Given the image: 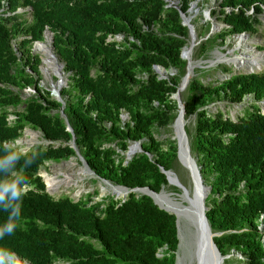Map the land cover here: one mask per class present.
I'll return each mask as SVG.
<instances>
[{"label":"trees","instance_id":"trees-1","mask_svg":"<svg viewBox=\"0 0 264 264\" xmlns=\"http://www.w3.org/2000/svg\"><path fill=\"white\" fill-rule=\"evenodd\" d=\"M194 1L178 0L176 9L165 6V0H0V84L19 88L35 84L25 72L29 67L33 74L31 61H37L30 60L27 44L41 39L45 25L68 74L60 96L72 133L58 114L60 104L49 100L47 91L21 100L0 86V142L17 137L23 125L39 130L45 140L58 142L26 153L36 157L23 172L27 183L41 189L35 175L38 167L45 160L74 155L66 143L72 134L96 179L127 188L146 186L155 192L166 186L160 169L174 173L179 169L176 145L168 138L156 139L154 132L177 113L171 95L185 73L180 51L188 45V29L179 12L187 15ZM263 4L264 0H217L215 18L224 27L207 37L210 25L204 28L196 56L207 58L225 37L257 32ZM23 6L31 8L29 24L19 14L5 15ZM14 35L25 37L17 47L18 59L9 44ZM107 35L122 39L106 42ZM154 65L166 71L163 77L154 72ZM208 70L194 71L179 93L184 118L193 117L191 133L184 127L190 154L209 187L205 216L211 231L218 233L213 242L226 256L223 263L264 264V113L254 102L242 107L235 120L208 108L218 100L240 103L246 95L253 101L263 99L264 70L233 72L203 83L199 76ZM19 104L22 109L16 110ZM7 108L16 116L12 125L6 121ZM122 111L128 115L125 122L120 119ZM134 141L140 142V151L126 160L121 153ZM89 201L27 192L18 226L0 239V248L30 264H174V216L148 196L129 193L119 199L106 195ZM7 217L0 210V225Z\"/></svg>","mask_w":264,"mask_h":264},{"label":"rangeland","instance_id":"rangeland-1","mask_svg":"<svg viewBox=\"0 0 264 264\" xmlns=\"http://www.w3.org/2000/svg\"><path fill=\"white\" fill-rule=\"evenodd\" d=\"M165 1H166V3H168L170 5L178 6V0H165ZM263 9H264V6H263ZM215 15L218 16L217 0H196L190 4V7L188 9V13L186 15V19H190V22H191L190 24L192 25V28L194 30V35H195V42L193 45V47H195V48L192 49L191 55L189 56L190 61L194 64H200V65H206L207 64V66H204L203 68L209 69L208 72H205L204 74L200 75L199 79L203 83L204 82L206 83L207 81L214 82V80H221L225 76H227L229 73H233V72L234 73H236V72H259V71L264 70V61H263L264 59L258 61V66H257L258 68L255 69L256 65L251 66L255 69V70L253 69L254 71H249L250 70L249 68H248V70H247V68H242L245 63L233 64L229 60H220V61H217L215 63L214 62L211 63V61L215 60L214 58H215L216 53H219V52L226 54L228 58L234 57V56L235 57L251 56L253 51L255 54H262L264 56V51L261 49V46L264 42V10H263V13L259 16L260 24L258 25L257 32L247 33V34L242 35L241 39H243V43L241 41H239L237 39V37H235V38L225 37V40L223 41V43H220L221 45L218 43V48H215L212 51H210L209 56L207 58H199L198 56H196L195 53L197 52L198 43L201 39L204 38L201 35L204 32V28L206 26L210 25L209 31L205 35L207 37L209 35L211 36L213 34L214 35L219 34L221 32L222 28L224 27V25L219 20H217L218 18L217 19L215 18ZM25 18H26V15H25ZM20 38L21 37H17L16 39H13L12 42L15 43ZM119 39L120 38H117V40H119ZM187 44L188 45L190 44V40H189V43L187 40L186 45ZM237 49H238V51H237ZM31 51L33 52L32 46H31ZM34 53L35 52H33V54ZM38 58H39V67L41 66V60H42L41 68L43 70L46 69L51 74L46 75V72H44V74L39 72V78L40 79L37 80V83H38V86L40 88H43L44 90H47L49 92L50 91V89H49L50 88V82H49L48 77H50L51 83L55 82V84H58V82H59V81H57L58 78L53 76L52 74L59 76L60 73H62L61 72L62 69L61 70H55L56 68H53V66L50 65V62L48 61L47 56L43 53L41 54V57L39 55ZM211 58H213V59H211ZM187 62H188V60H186V63ZM234 65L235 66L238 65L241 67L234 69ZM220 67L223 69V72L220 71ZM196 68H199V67H194L193 70L194 71L198 70ZM200 68H202V67H200ZM194 71H193V73H194ZM62 75H63V77L64 76L66 77V75L64 73ZM58 85H60V84H58ZM63 86L64 85H62V87ZM12 90H15V89L12 88ZM20 94H21V97H23V95H25L22 90H21ZM249 103H250V97L246 96L244 99H242V101L240 103H237V104H230V103H227L225 100H218V101H215V102L209 104L208 108H209L210 112H213L216 109H218L223 113L224 116H227L231 120H235L238 116L241 115L242 107L248 106ZM263 103H264V101H263ZM257 105H259V103H257ZM247 108L250 109V107H247ZM259 109L261 111H264V108L261 105H259ZM10 114H12V113H9V116L7 115V118L12 119ZM125 120L127 121V119H124L123 121L125 122ZM185 122L187 124L185 123L184 127L186 126L185 128L191 133L193 117L186 118ZM172 123H173V120L168 125H166L164 128H161L158 130L156 129L154 132V137L158 140H164L165 138H168V139H171L175 142V139L172 138V136L174 133V137H176L177 129H176V124L174 125ZM26 129H28V127H24V129L22 131V135L17 140L19 149H21L23 151L26 150L28 147H27V144H26V146L22 145V142H23L22 140L24 137H26L27 140H29V137H30V134H26V132H25ZM34 134H35V131H34ZM38 140H39V138H38ZM66 143H68V142H66ZM46 145H47V143H45L43 141L40 142V146H46ZM53 145L57 146L58 142H54ZM175 145H176V142H175ZM121 155L123 157H125V155L123 153H121ZM83 167L84 166L81 163V160L79 159V157L75 156V154H74L70 158L60 160L58 162H53V161L45 162L44 166L40 167V169L38 170V175L44 176L46 174L47 175L50 174L49 176H57L61 180L65 178L64 173H66V175H69V174L72 175V178H73L72 181L75 180L77 183L75 186L71 185V187L70 186L64 187V186L60 185L59 187H56V188L54 187L52 189L47 190L48 193H50L54 199H56L57 197H59L61 195H67V196L71 197L72 200H77L79 197L86 198V197L90 196L89 197L90 201H91V199H92V201L99 200L106 195H110L114 199H119V198L123 197V195H117V193L112 192L108 188V186L101 183L100 180L96 179V177H94L93 174H90L87 172L86 174H84V176L81 179L77 178L78 177L77 173H78L79 169L83 168ZM178 167H179V169H178L179 171L177 170L174 174L176 175V177L178 178V180L182 184L184 183L183 185L185 187L187 186L190 188L191 187V181L189 178L190 173L188 171V168L186 166H185L186 168H184L182 165L179 164V162H178ZM43 172H45V173L42 175ZM163 190L166 193H168V195L171 197L176 196L175 192L172 189V185L166 184V186L163 188ZM108 193H110V194H108ZM223 264H225V263H223ZM233 264H235V263H233Z\"/></svg>","mask_w":264,"mask_h":264},{"label":"clouds","instance_id":"clouds-1","mask_svg":"<svg viewBox=\"0 0 264 264\" xmlns=\"http://www.w3.org/2000/svg\"><path fill=\"white\" fill-rule=\"evenodd\" d=\"M2 6L6 7L5 3L2 2ZM165 6H173L170 4H166ZM263 6L264 4L261 6L262 8V12L259 14V16L263 13ZM178 7V6H175ZM190 7V6H189ZM177 9V8H176ZM189 9V8H188ZM188 9H187V13H188ZM251 10H249L247 13H250ZM13 15V14H19L20 18L22 19V21L25 24H29L31 22V8L29 6H23V7H17L14 11L12 12H7L5 15ZM183 14V13H182ZM26 15V18H25ZM184 15V14H183ZM186 16V15H184ZM259 16H258V20H259ZM260 21V20H259ZM190 24V23H189ZM191 25V24H190ZM192 26V25H191ZM188 29V28H187ZM194 31V30H193ZM250 32H241L238 34H234L232 36H228L230 38H235L237 37V39L239 41H241V37L244 34H247ZM45 34L48 35V38H45ZM17 37H21L20 39H18V41H16L15 43L12 42L13 39H16ZM53 38V34L52 32L49 30V28L45 25L41 31V39L40 40H34L31 41L30 44H27V48H28V55L30 57V60H37V61H31V65L33 67H35L36 71L33 72V74L30 71L29 67H26L25 72L28 74L32 75V79L35 80V84L33 86H23L21 88L19 87H15V86H4L2 84H0L1 87H6L10 92L14 93V94H18L19 97L21 98V100H26L27 97H30L32 95H35L36 92H38L39 94H42L44 91L43 88H40L38 86L37 80H39V72L44 74V70L41 68L42 66V61H41V66L39 67V58L38 56L43 53L42 51H37L34 49V46L36 44H42L43 42H45L48 45V49L46 51H49V55L54 56L56 58V62L59 64H62L61 67H58L59 70L62 69V74L64 73L66 75V77L64 76V81L62 83H60L59 86L56 87V89L53 87L55 84L51 83V79L49 78V82H50V91L48 93V97L49 100H55L57 101L60 105L62 102V113H63V107H64V101L60 96V91L62 90V88L66 87L67 85V81H68V74L64 72L63 70V62L60 61V59L58 58V56L55 53V50L53 48L52 45V39ZM117 38H120L119 40H117ZM189 38V35H188ZM195 38V37H194ZM25 39V37H23L22 35H14L10 41L9 44L11 46V49L13 51V54L16 56V58L18 59L20 57V53L17 49V47L20 48V43L21 41ZM122 39L121 35H114L113 37H111L110 35H107L105 38V41H111V40H115V41H120ZM190 39V38H189ZM189 39H188V43H189ZM195 42V41H194ZM264 43V42H263ZM194 45V43H193ZM263 45V44H262ZM31 46H32V50L33 52H35L33 54V52L31 51ZM184 47V46H183ZM182 47V48H183ZM218 48V47H216ZM262 49V46H261ZM182 50V49H181ZM264 51V49H262ZM181 52V51H180ZM41 53V54H40ZM219 53H217V55H219ZM182 59H184L186 61V59L184 57H181ZM59 61V62H58ZM215 63V61H213ZM154 66H158V65H154ZM203 68V67H202ZM199 69V68H196ZM234 69H235V65H234ZM154 70V69H153ZM194 71V70H193ZM249 71H254V70H249ZM155 72V71H154ZM166 72V71H165ZM165 72L163 73V76L165 74ZM156 73V72H155ZM247 73V72H246ZM157 74V73H156ZM194 74V73H193ZM53 76L57 77L55 74H52ZM158 75V74H157ZM59 81V79L57 80ZM62 85H64L62 87ZM15 89V90H12ZM21 90L23 91V93L25 95H23V97H21ZM55 91V93L57 92L58 95H56L55 93L53 94V92ZM180 93V92H179ZM180 96V95H179ZM250 97V103L254 102V103H259V105H261L264 108V98L261 100H252V97L250 95H246ZM246 96H244L242 99H244ZM60 98V99H58ZM181 101V100H180ZM242 101V100H241ZM250 103L248 105H250ZM258 105V107H259ZM16 110H21L22 109V104H19L16 108ZM10 111V112H9ZM259 111L261 113H264V111H261L259 109ZM9 113H12V108H7V113H6V121L9 125L14 124V120L16 119V116L12 113L10 114L12 119L7 118V115L9 116ZM58 114L60 116V106H59V110H58ZM64 114V113H63ZM126 115V117L123 118V116ZM65 116V115H64ZM62 118V116H60ZM184 117V116H183ZM120 119L122 122H124V119L128 120V115L125 112H121L120 113ZM186 119V118H184ZM63 120V118H62ZM126 121V120H125ZM64 122V120H63ZM68 123V121H67ZM65 124V123H64ZM69 125V124H68ZM24 127H28V129L25 130L26 134H30L29 140H27L26 137L23 138V142L22 145L26 146L27 144V149L26 150H21L18 147V139L20 138V136L22 135V131L24 129ZM70 127V126H69ZM30 128V129H29ZM71 128V127H70ZM65 129L66 131H68V128L65 125ZM72 130V129H71ZM35 131V134H34ZM69 132V131H68ZM39 135H38V134ZM71 133V132H69ZM186 133V132H185ZM31 134H34L36 137V140L38 141V143L32 142L30 141L31 138ZM39 138V140H38ZM188 138V137H187ZM43 141L45 143H54L52 141H48L45 140L41 134V132L39 130L33 129L31 128L29 125H23L19 130H18V136L14 137L12 139H7L4 141L0 142V146L3 147L2 151H3V155H0V210H3L5 212L8 213V217L6 222L3 225H0V239H3L6 235H12L16 228H17V222L20 220L21 218V211H22V202H23V198L24 196L28 193H33V192H37L40 193L41 191L45 192L46 194H48L49 196H51L50 193H48L47 190L52 189V188H48L46 187L44 180H43V176H39L38 175V170L40 169V167L44 166L45 162L48 161H52V160H45L37 169L35 175L38 176L40 178V181L42 183V188L38 189L37 187H35L33 184L31 183H27V178L26 176L23 175L24 170H26L28 167H30L34 160H35V154H32L31 156L26 155L27 152H29L31 149H33L36 146H40V142ZM74 142V140H73ZM135 142V141H134ZM139 142V141H138ZM69 146H70V141L68 142ZM132 143V142H131ZM130 143V144H131ZM128 144V146L130 145ZM75 145V144H74ZM189 145V144H188ZM33 146V147H32ZM139 146H140V142H139ZM71 147V146H70ZM72 148V147H71ZM78 150V149H77ZM127 150V149H126ZM125 150V151H126ZM74 151V150H73ZM125 151L123 152V154L125 155ZM190 151V150H189ZM139 152V151H138ZM79 153V152H78ZM136 153V152H134ZM133 153V154H134ZM80 155V154H79ZM191 155V154H190ZM73 156V155H72ZM76 156V155H75ZM192 156V155H191ZM193 157V156H192ZM70 158V157H69ZM82 158V157H81ZM194 158V157H193ZM125 159L127 160V158L125 157ZM64 160V159H62ZM60 161V160H59ZM53 162H58V161H53ZM85 162V161H84ZM88 167V166H87ZM171 171V170H170ZM93 172V171H92ZM173 172V171H172ZM45 172L42 173V175ZM174 173V172H173ZM50 175V174H49ZM94 175V174H93ZM99 180V179H98ZM113 185V184H112ZM102 187V186H101ZM187 187V186H186ZM189 189V187H187ZM62 196V195H61ZM67 196V195H66ZM124 196V195H123ZM52 197V196H51ZM69 197V196H68ZM90 196H88L89 198ZM58 198V197H57ZM71 198V197H69ZM72 199V198H71ZM100 200V199H99ZM99 200H94L89 201V203H93ZM75 201V200H73ZM224 260V259H223ZM0 264H30L29 262H27L26 260L18 257L15 253H12L10 251H8L7 249H2L0 248ZM58 264H67V262H58Z\"/></svg>","mask_w":264,"mask_h":264},{"label":"water","instance_id":"water-1","mask_svg":"<svg viewBox=\"0 0 264 264\" xmlns=\"http://www.w3.org/2000/svg\"><path fill=\"white\" fill-rule=\"evenodd\" d=\"M176 8L178 9V7H176ZM179 17L181 19L182 24L188 28L189 38L195 37L192 26L184 20L185 16L181 12H179ZM180 57H183L182 51L180 52ZM188 63L189 62L186 63L185 73L182 76V78L179 82V85L176 88V91L171 95V98L175 100L176 107H177V113L173 119V122H175L179 116L182 117L184 114L183 103L180 101L179 92L184 89L185 85L188 82V79L193 75L192 68H194V67L200 68V67L207 66V64L206 65L193 64L192 66H189ZM61 65L62 64H59L58 67H61ZM153 69L158 74L159 77H163V73L165 72V70L162 67L153 66ZM55 94L58 95L57 92ZM58 99H60V98H58ZM60 116H62L64 123H65L66 127L68 128V131L72 133V130L67 123V119L64 116V114L62 113V102L60 105ZM124 117H126V115H124L123 118ZM180 133L182 136L184 156L189 161V163L192 165V168H193V171L195 173V176L197 177L198 183L203 188V191L200 192L199 199L189 203L188 206H186L180 210L182 218H184L186 222L191 223V225L193 226L192 231H190V229H187L186 226H183V232L181 233V236H179L180 226L178 224L177 214L175 212L168 211L164 207L158 205L157 202L155 201V199L157 197H159L160 195L165 196L166 194H168V193H165V191L162 188H160L157 192H155L146 186L127 188V187H124L121 185H112L111 183H109L108 181H106L104 179H99V180L101 183L108 186V188H110L112 192H115L114 189H119V190L123 191V193H124L123 195L129 194V193L146 195L152 200L153 204H155L159 209H161V210H163L169 214H172L174 216V226H175V233H176V238H177V244H176V248L174 251V264H178V254L182 255V249L180 247V243H182L184 241H186V253H187V255L185 258H187L188 264H223V259L226 258V256L221 255L219 253L217 247L215 246V244L213 242V237L218 235V233H214L211 231V229L208 225L206 216H205V211L207 210V207L204 203V199L209 192V187L203 183V181L200 177L199 171H198V167L195 163V159L190 155L188 140L186 139L185 131H183L180 128ZM172 138L175 139L174 133H173ZM73 140H74V136L71 134L70 146L74 150V154L77 157H79V159L81 160V163L83 164V166L87 170V172L90 174H93L92 170H90L87 167L86 163L84 162V160L79 155L78 150H77L76 146L74 145ZM175 142H176V159L179 162V164L185 168V166L181 163L179 156H178V154H179L178 141L176 139H175ZM130 147L133 148L134 152L140 151V146H139L138 141L132 142L129 146H127V150ZM127 150L125 151V157L127 159H129L130 158V156H128L129 151H127ZM148 157L150 158L151 155L148 154ZM160 171L164 174L167 185L171 184L172 186L176 187L180 191V193L187 194L188 188L185 187L178 180V178L176 177V175L172 171L163 170L162 168L160 169ZM168 174L172 175V177L175 181L174 183H171L169 181ZM189 178L191 181L190 191H191V195H193V192H194L193 187L194 186H193V179L191 177V174H190Z\"/></svg>","mask_w":264,"mask_h":264},{"label":"bare ground","instance_id":"bare-ground-1","mask_svg":"<svg viewBox=\"0 0 264 264\" xmlns=\"http://www.w3.org/2000/svg\"><path fill=\"white\" fill-rule=\"evenodd\" d=\"M184 20L186 22H188V23H191L190 22V19H186V16H185ZM46 37H48L47 34H45V38ZM189 40H190V44L187 47H184L182 49V55H183V57L186 60H188L189 66H192L194 63H192L190 61L189 56L191 55L192 49L195 48V47H193V43L195 41V38L192 37ZM241 42L243 43V39L241 40ZM34 49L37 50V51H40V52L42 51L43 54H45L47 56L48 61L50 62V65H52L53 68H56L55 70H59L58 69V63L56 62V58L54 56L49 55L50 54L49 51H46L48 49V45L45 42H43L42 44H36L34 46ZM237 51H238V49H237ZM211 59H213V58H211ZM214 59L215 60H213V61H215V62L220 61V60H229L233 64L245 63L242 68H247V70L249 68L250 70H253L254 68L251 67V66L252 65H256L255 66V69L258 68L257 67L258 66V61L259 60H263L264 59V56L262 54H255L254 51H253V53H252L251 56H245V57L244 56H239V57H235L234 56V57H230V58H228L227 55L224 54V53H220L219 55H217V53H216ZM213 61H211V63H213ZM240 67L241 66H238V65L235 66V68H240ZM192 71H193V68H192ZM44 72H46V75L47 74L48 75L51 74L46 69H44ZM57 78L59 79L58 84H60V83H62L64 81V77H63L62 73H60V75L57 76ZM58 84L54 85L53 87L56 89V87L59 86ZM54 93H55V91L53 92V94ZM185 123L186 122H185V119H184L183 116L182 117L179 116L176 119V121L173 122L174 125L176 124V129H177L175 139H177V141H178V150H179L178 156H179V159H180L181 163L184 164L188 168V171L190 172L191 177L193 179V186H194L193 187V189H194L193 195H191V191H190V188H189L187 190V194L180 193V191H179V193L175 191V194H176L175 197H171L168 194H166L165 196L164 195H160L159 197H157L155 199V201L157 202L158 205L164 207L168 211L175 212L177 214V220H178V224L180 226L179 236H181V233L183 232V226H186V228L187 229H190V231L193 230V226L191 225V223L186 222L185 219L182 218L180 210L182 208L188 206L189 203H191V202L199 199L200 192L203 191V188L198 183L197 177L195 176V173L193 171L192 165L189 163V161L186 159V157L184 156V153H183V142H182V136H181V133H180V128L184 131V125H185ZM186 139L188 140L187 135H186ZM30 141L35 142V143H38V141L36 140V137H35L34 134H31ZM127 151H129L128 152V156H131L133 154V152H134L133 148H131V147ZM86 173H87V170L83 167V168H80L79 169V171L77 173V176L78 177L76 175L75 176L77 178H80L81 179L84 176V174H86ZM64 175H65V178L62 179V180L60 178H58L57 176H49L47 174L44 175L43 176V179H44V183H45L46 187H48V188H54L55 187L56 188V187H59L60 185L61 186H64V187H69V186L71 187V185H74L75 186L77 184L75 180L72 181V179H73L72 178V175H70V174L69 175H66V173H64ZM168 177H169V181L171 183H174L175 182L171 174H168ZM114 191H115V193H117V195H123L124 194L123 191H121L119 189H114ZM108 194H110V193H108ZM180 247L182 249V255L178 254V264H188L187 263V258H185L186 255H187V253H186V241L180 243Z\"/></svg>","mask_w":264,"mask_h":264}]
</instances>
